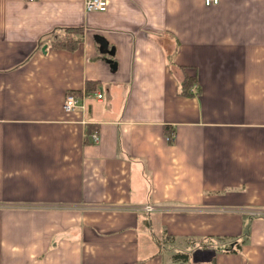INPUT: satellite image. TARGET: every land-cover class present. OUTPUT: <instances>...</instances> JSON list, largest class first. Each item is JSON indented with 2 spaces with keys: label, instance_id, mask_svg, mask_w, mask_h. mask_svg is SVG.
I'll return each mask as SVG.
<instances>
[{
  "label": "crops",
  "instance_id": "obj_1",
  "mask_svg": "<svg viewBox=\"0 0 264 264\" xmlns=\"http://www.w3.org/2000/svg\"><path fill=\"white\" fill-rule=\"evenodd\" d=\"M83 1L0 0V264H264V0Z\"/></svg>",
  "mask_w": 264,
  "mask_h": 264
},
{
  "label": "built area",
  "instance_id": "obj_2",
  "mask_svg": "<svg viewBox=\"0 0 264 264\" xmlns=\"http://www.w3.org/2000/svg\"><path fill=\"white\" fill-rule=\"evenodd\" d=\"M33 1V0H27ZM206 6L210 4H216L217 0H203ZM106 8V0H84L83 1V9L85 12H103ZM95 97L96 100L101 98V93L99 92H81L76 94L74 92H66L61 107L65 112H70L73 110H84L85 109V102L86 98ZM90 141L92 143L98 142V135L95 132L90 134ZM142 211L149 212L153 211V206H143L141 208Z\"/></svg>",
  "mask_w": 264,
  "mask_h": 264
},
{
  "label": "trees",
  "instance_id": "obj_3",
  "mask_svg": "<svg viewBox=\"0 0 264 264\" xmlns=\"http://www.w3.org/2000/svg\"><path fill=\"white\" fill-rule=\"evenodd\" d=\"M81 32V28H64L61 31V35H58L54 32L50 34V43L51 46L64 48V49H74L77 45L78 39H74L73 37L79 35ZM102 59H108L113 57L108 56L106 54H101ZM195 78L191 74L183 75L182 80L180 81V91L179 93L185 96L192 95L190 88L194 85ZM88 89V88H87ZM167 131V140L172 138L173 132L169 128L166 127Z\"/></svg>",
  "mask_w": 264,
  "mask_h": 264
},
{
  "label": "water",
  "instance_id": "obj_4",
  "mask_svg": "<svg viewBox=\"0 0 264 264\" xmlns=\"http://www.w3.org/2000/svg\"><path fill=\"white\" fill-rule=\"evenodd\" d=\"M93 39L98 45V51L100 54H106L110 57L113 55V48L108 47L107 41L102 36L95 34L93 36ZM105 61L107 62V64H109L110 68L115 69V63L112 61L111 58H108Z\"/></svg>",
  "mask_w": 264,
  "mask_h": 264
},
{
  "label": "rangeland",
  "instance_id": "obj_5",
  "mask_svg": "<svg viewBox=\"0 0 264 264\" xmlns=\"http://www.w3.org/2000/svg\"><path fill=\"white\" fill-rule=\"evenodd\" d=\"M102 93H104V89L102 90Z\"/></svg>",
  "mask_w": 264,
  "mask_h": 264
}]
</instances>
